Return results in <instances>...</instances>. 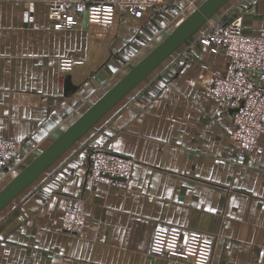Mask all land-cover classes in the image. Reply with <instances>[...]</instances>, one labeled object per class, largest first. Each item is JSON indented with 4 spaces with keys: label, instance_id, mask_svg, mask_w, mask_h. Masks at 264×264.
Here are the masks:
<instances>
[{
    "label": "crops",
    "instance_id": "1",
    "mask_svg": "<svg viewBox=\"0 0 264 264\" xmlns=\"http://www.w3.org/2000/svg\"><path fill=\"white\" fill-rule=\"evenodd\" d=\"M203 1L195 0L196 6ZM236 15L246 33L264 35V0H229L210 19L226 23ZM178 19L179 9L166 1L140 18L119 11L107 25L90 22L83 12L72 27L59 28L41 0H0V136L38 143L34 151L23 147L15 163L0 170V189ZM197 36L0 211V264H190L149 253L161 223L213 236L210 264H264V134L261 151L234 162L233 109L204 92L224 72L227 57ZM63 58L73 61L67 70ZM94 142L135 160L126 186L122 180L87 186ZM73 204L86 215L77 233L61 224Z\"/></svg>",
    "mask_w": 264,
    "mask_h": 264
},
{
    "label": "built area",
    "instance_id": "2",
    "mask_svg": "<svg viewBox=\"0 0 264 264\" xmlns=\"http://www.w3.org/2000/svg\"><path fill=\"white\" fill-rule=\"evenodd\" d=\"M41 1L47 7L49 18L59 28L72 27L83 12L90 22L109 25L119 11L140 18L152 5L166 1L179 9L182 19L197 7L195 0ZM196 33L202 44L214 45L227 57L224 72L214 75L204 92L221 108L233 109L231 138L238 149L233 160L240 162L245 153L263 149L260 137L264 134V35L246 33L240 15L226 23L209 19ZM72 62L70 58L61 59V68L67 70ZM25 146L34 151L38 143L32 139L19 141L0 136V170L13 165ZM90 147L87 186L96 182L115 184V180H122L121 185L126 186L132 177L135 160L98 142ZM61 224L67 232H80L86 225V215L78 205H69L63 211ZM214 245L215 238L211 235L161 223L155 226L149 253L190 264H210Z\"/></svg>",
    "mask_w": 264,
    "mask_h": 264
},
{
    "label": "water",
    "instance_id": "3",
    "mask_svg": "<svg viewBox=\"0 0 264 264\" xmlns=\"http://www.w3.org/2000/svg\"><path fill=\"white\" fill-rule=\"evenodd\" d=\"M228 1L204 0L188 16L181 20L145 57L135 65H131L125 75L0 189V211L85 132L93 127L103 115L140 81L147 77L153 69L172 54L177 47L202 28ZM67 82L69 85L70 77L67 78Z\"/></svg>",
    "mask_w": 264,
    "mask_h": 264
},
{
    "label": "rangeland",
    "instance_id": "4",
    "mask_svg": "<svg viewBox=\"0 0 264 264\" xmlns=\"http://www.w3.org/2000/svg\"><path fill=\"white\" fill-rule=\"evenodd\" d=\"M181 20L180 19H178V20H176V21H174V22H172L171 24H178L179 22H180ZM168 25H170V24H168ZM176 26V25H175Z\"/></svg>",
    "mask_w": 264,
    "mask_h": 264
}]
</instances>
